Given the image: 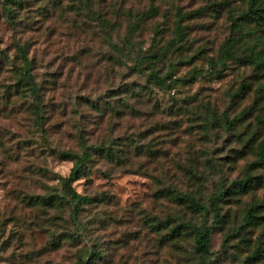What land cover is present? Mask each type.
Returning <instances> with one entry per match:
<instances>
[{"label": "rangeland", "instance_id": "rangeland-1", "mask_svg": "<svg viewBox=\"0 0 264 264\" xmlns=\"http://www.w3.org/2000/svg\"><path fill=\"white\" fill-rule=\"evenodd\" d=\"M20 1L26 8L14 23L0 0V54L7 55L0 75V264H80L81 254L85 264H264V210L255 223L245 222L249 207L264 204V66L249 61L264 56V22L237 30L233 19L249 9L248 1L165 0L161 18L142 22L136 53L152 48L154 39L163 45L173 37L177 9L195 13L184 22L183 53L158 67L165 74L176 66L174 78L184 81L172 90L147 87L149 71L130 68L135 52L122 66L113 59L114 45L153 0H128L132 16L110 17L119 27L107 32L81 16L59 20L62 13L54 17L49 0ZM100 6L112 12L108 1ZM20 39L31 43L43 88L41 120L21 96L8 103L7 85L16 78L8 70ZM229 40L236 57L223 62ZM81 138L88 146L114 143L125 159L95 156L73 184L94 198L81 214L75 247L64 194L74 162L60 153H80ZM246 179L251 186L242 189ZM230 187L216 201V218L212 203ZM49 194L59 196V207L39 203L38 196ZM185 195L210 212L191 211L179 200ZM189 222L209 230V256L196 252L185 231L171 236ZM95 251L101 256L89 260Z\"/></svg>", "mask_w": 264, "mask_h": 264}, {"label": "trees", "instance_id": "trees-1", "mask_svg": "<svg viewBox=\"0 0 264 264\" xmlns=\"http://www.w3.org/2000/svg\"><path fill=\"white\" fill-rule=\"evenodd\" d=\"M106 1L109 2L110 8H112V12L110 10L103 11V8L100 4H104ZM155 4H152L150 9L144 10L143 12L137 13V20L135 23H130L127 28V33L124 41H120L114 45L116 57L113 58L115 63L119 65H124L125 60L132 57L135 52L133 44V39L137 31L140 30L142 22L152 21L159 17L160 8L159 3L166 2L165 0H153ZM248 1L249 9L244 12L243 16L234 17V26L237 30L242 27L243 23H258L264 22V0H243ZM51 10L54 11V17L56 16L57 11H61V15H59L58 19H66V17H76L81 16L91 21H96L98 26L104 31L107 32L109 30H114L119 27L117 23H114L110 20V17H123L124 15L132 16V14L126 11V5H128V0H49ZM100 6L96 9V6ZM106 7V6H104ZM25 5L20 0H5L4 3V11L8 20L17 23V20L20 18L21 13L25 10ZM72 13V14H71ZM200 13V12H198ZM112 14V16H111ZM171 12L168 11L164 17L169 19V15ZM195 13L186 14L183 13L181 9H177L175 15V21L173 22V37L168 40L165 44L161 45L157 39L153 40V47L147 50L139 49L136 53L138 57L134 59L135 66L130 67L131 70L140 69V72L148 70L146 85L149 89L154 86H158L164 90H172L175 88L177 83H182L184 80L180 78H174V70L175 65L172 63L171 68L165 74H162V71L158 69L160 64H163L165 61L175 57L176 54L183 53V45L187 41L186 39V30L187 26H184V22L193 19ZM155 29L156 36L162 35V38L165 36V32L161 30L158 26ZM167 29V28H166ZM165 29V30H166ZM235 43L232 40H229L224 45V56L222 61L229 59L228 56L236 57L231 53L232 45ZM14 50H15V59L13 60V64L11 65L10 70L14 72L16 78L14 79L13 84L7 85L9 92L8 103L12 102V98L14 96H21L25 104L31 103V109H33L34 114L37 117V120H41L43 118V103L45 96L43 94V88L40 83L37 82L36 75L34 73V59L31 58V43L29 41H23L22 39L14 42ZM4 54V53H3ZM0 54V75H2L3 71H5L7 67L6 56ZM249 61H257L259 65L264 66V56L261 54H253V56L249 59ZM145 66H148L146 68ZM123 88H127L129 91V85L125 84ZM126 90V92H127ZM14 91V92H13ZM121 92V91H120ZM125 93V91L123 92ZM33 101V102H30ZM227 124L229 127L233 125V122H229L227 120ZM81 152H69L64 151L61 152L60 155L65 159L71 160L74 162V167L72 172L68 178L64 180L65 191L64 194L69 199V203L71 205L70 214H69V223L70 226L75 227L77 233H70L69 239L72 244L78 246V237L81 232L83 223L81 221V214L84 211L85 207L91 203H93V197L88 194L79 193L73 186V184L80 180L89 164H91L94 160L95 156H99L102 158H109L113 161H117L119 164L124 163L125 152H115L114 143L112 145L107 146L106 144L99 146H88L87 141L84 138L80 140ZM260 162L264 164V147H262L259 153ZM252 181L250 179H246L240 182V187L242 189H247L251 186ZM232 192V188L222 189L221 192L216 196L217 198L212 203L213 211L215 213L216 218H221L219 214L218 203L216 202L218 199L225 197L226 195H230ZM39 203L42 206L46 207H59L62 201L59 199V196L56 194H49L44 196H38ZM179 200L191 211L199 213V214H208L210 212L208 206L200 199L191 196L185 195L180 196ZM264 210V204L258 203L257 205H253L248 208L245 222L246 224H253L260 218V214ZM183 231L192 237L195 243V250L197 253H200L203 256L210 255V235L209 230L205 227L198 226L193 222L189 223H181L177 227H175L171 236L173 238H180L183 235ZM171 237V238H172ZM89 260L93 259V257L101 256L99 252L95 251L93 253H88ZM83 254L79 255L80 264H85L86 262L83 260Z\"/></svg>", "mask_w": 264, "mask_h": 264}]
</instances>
